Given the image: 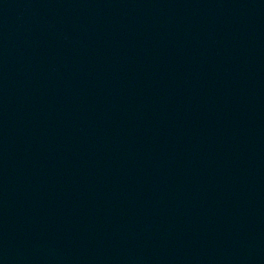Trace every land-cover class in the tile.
I'll use <instances>...</instances> for the list:
<instances>
[{
  "label": "water",
  "instance_id": "1",
  "mask_svg": "<svg viewBox=\"0 0 264 264\" xmlns=\"http://www.w3.org/2000/svg\"><path fill=\"white\" fill-rule=\"evenodd\" d=\"M0 264H264V0H0Z\"/></svg>",
  "mask_w": 264,
  "mask_h": 264
}]
</instances>
